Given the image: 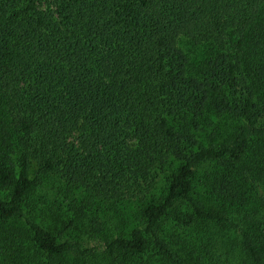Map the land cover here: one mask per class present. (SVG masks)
<instances>
[{"label":"trees","instance_id":"16d2710c","mask_svg":"<svg viewBox=\"0 0 264 264\" xmlns=\"http://www.w3.org/2000/svg\"><path fill=\"white\" fill-rule=\"evenodd\" d=\"M46 182L78 196L57 232L23 210ZM121 205L138 223L101 254L64 237ZM149 244L161 264H264V0H0V264Z\"/></svg>","mask_w":264,"mask_h":264},{"label":"rangeland","instance_id":"374dc122","mask_svg":"<svg viewBox=\"0 0 264 264\" xmlns=\"http://www.w3.org/2000/svg\"><path fill=\"white\" fill-rule=\"evenodd\" d=\"M78 197L77 194L66 193L54 186L51 182L45 183L36 188L33 193L25 200L23 204L24 213L40 222L44 227L57 232L63 228L65 224L73 217L69 203L73 198ZM95 209V207L93 208ZM91 210V213L97 215L101 221V230L99 232H92L87 230L85 225L81 222L72 225L66 230L64 237L70 239H79L83 246L90 248L92 252L101 254L103 249V242L105 239L120 233L121 229H128L130 226L137 224L134 220V211L128 207L119 208L118 215L115 212L109 213L103 208H97L96 212ZM120 217L122 220H118ZM124 219V221H123ZM162 235L165 239L171 240L178 238L183 241L184 236L188 231L181 229L176 223L167 215L161 223ZM178 236V237H177ZM32 249H30V252ZM135 260L130 261L129 264H140L141 260H146L148 264H161L159 256L155 254L152 244H149L147 250L133 257ZM44 263L43 259H39Z\"/></svg>","mask_w":264,"mask_h":264}]
</instances>
